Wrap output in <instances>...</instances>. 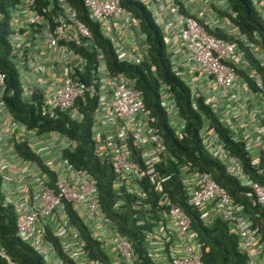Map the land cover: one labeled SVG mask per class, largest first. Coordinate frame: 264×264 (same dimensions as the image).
Here are the masks:
<instances>
[{"label":"built area","instance_id":"2783aa9c","mask_svg":"<svg viewBox=\"0 0 264 264\" xmlns=\"http://www.w3.org/2000/svg\"><path fill=\"white\" fill-rule=\"evenodd\" d=\"M136 1L158 27L170 70L188 86L193 109L194 100L201 98L229 140L242 146L249 166L264 173V85L250 62L252 59L264 70V51L231 22L235 13L228 1ZM81 2L119 62L149 63L139 21L118 0ZM250 2L264 22V0ZM5 13L3 40L21 101L38 107L49 119L63 114L69 121L79 122L83 118L79 107L94 98L90 126L94 154L110 166L112 188L140 201L133 204V217L137 225H152L145 232L147 254L154 264H202L203 250L189 218L170 199L165 189L168 177L157 168L166 150L134 81L108 71L102 51L67 0H17L5 6ZM3 17L0 12V22ZM214 31L227 38L215 36ZM149 68L154 73V66ZM4 94L0 73V193L15 213L16 236L45 264H102L86 255L84 243L65 213L67 204L109 264H132L131 245L103 213L95 181L62 156L63 151L74 149L75 142L56 130L38 133L15 120ZM159 96L170 127L179 137L184 121L162 83ZM199 137L206 154L249 189L252 203L264 211V185L244 171L240 159L225 148L207 121ZM21 144L40 158L45 169L18 153L16 147ZM178 170L187 205L197 209L205 223L219 219L227 224L245 264H264V239L243 208L209 174L188 165H180ZM150 191L156 196L155 213L147 202ZM0 264H16L1 246Z\"/></svg>","mask_w":264,"mask_h":264},{"label":"trees","instance_id":"16d2710c","mask_svg":"<svg viewBox=\"0 0 264 264\" xmlns=\"http://www.w3.org/2000/svg\"><path fill=\"white\" fill-rule=\"evenodd\" d=\"M67 1L74 8L78 19L89 29L94 44L102 51L108 71L112 74L121 73L132 79L135 88L141 93L145 108L153 119V126L161 136L166 150V154L157 168L161 174L168 177L165 189L170 199L189 218L190 229L203 250L202 264H245L244 255L237 250V239L229 233L227 224L219 219L205 223L201 220L199 211L187 205L178 166L188 165L197 172L209 174L214 182L226 191L233 202L243 208L253 225L257 226L262 239H264L263 209L252 203L249 189L240 186L234 178L225 172L221 163L206 154L199 137L203 122L207 121L209 126L217 132L225 148L240 159L244 171L254 181L264 185V173L258 174L249 166L242 146L233 144L229 140L227 132L221 127L209 107L203 105L201 98L194 100L196 107L193 109L189 88L170 70L160 31L142 4L136 0H118L120 7L139 21L148 44L149 63L142 62L138 65H131L117 60L109 41L99 34L97 25L88 19L81 0ZM227 1L235 13V17L230 19L231 22L242 34L249 40L255 41L264 51V22L256 14L250 0ZM16 2L17 0H0V12L4 14L0 22V73L4 77V102L8 111L15 120L28 128H35L38 133L56 130L75 142L72 151L62 152L63 158L74 168L86 171L95 181L98 203L103 213L111 221L117 233L126 238L131 245L132 264H154L144 247L145 232L150 231L152 225L148 223L137 225L136 219L133 217L135 214L133 204L139 205L140 201L137 202L131 195H125L121 189L118 191L112 188L113 175L110 166L106 162L101 163L94 154L93 143L90 139L94 98L87 100L86 105L79 107L83 114V118L79 122L69 121L63 114L58 115L56 119H49L41 115L38 107L21 101L20 88L7 59V48L3 40L7 22L5 6ZM213 34L217 37L227 38L218 31H214ZM255 36L257 40H254ZM228 39L235 41L230 37ZM250 62L260 73L264 85V70L252 59ZM149 65L154 66V73L150 71ZM160 83L166 85L168 91L173 95L176 109L184 121L183 133L179 137L174 135L161 107ZM16 149L23 158L35 161L41 169H45L40 158L35 156L28 147L21 144ZM144 190L147 191L148 187L145 186ZM148 194L147 202L151 206V212L155 213L156 196L151 191ZM64 208L70 224L78 231L84 243V251L88 258L102 264H109V258L101 251L98 243L90 238L86 227L74 211L67 204H64ZM153 217L156 218L155 215ZM15 220L14 211L4 203L0 193L1 248L16 264H45L40 256L16 236ZM52 241L56 245L54 239Z\"/></svg>","mask_w":264,"mask_h":264},{"label":"crops","instance_id":"0c3cea01","mask_svg":"<svg viewBox=\"0 0 264 264\" xmlns=\"http://www.w3.org/2000/svg\"><path fill=\"white\" fill-rule=\"evenodd\" d=\"M156 264H159V263H156Z\"/></svg>","mask_w":264,"mask_h":264}]
</instances>
